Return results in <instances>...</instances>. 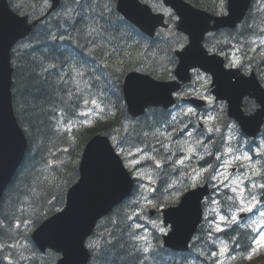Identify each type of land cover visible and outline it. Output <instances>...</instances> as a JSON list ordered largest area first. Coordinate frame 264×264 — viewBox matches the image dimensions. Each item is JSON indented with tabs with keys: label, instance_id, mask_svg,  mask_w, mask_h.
Listing matches in <instances>:
<instances>
[{
	"label": "trees",
	"instance_id": "obj_1",
	"mask_svg": "<svg viewBox=\"0 0 264 264\" xmlns=\"http://www.w3.org/2000/svg\"><path fill=\"white\" fill-rule=\"evenodd\" d=\"M26 1L22 0V3ZM23 11L27 8L22 4ZM17 10V11H18ZM78 17L73 14L68 17L59 16L57 19L43 22L33 29L29 41L31 46L28 50L22 46H16L12 52L14 73H13V98L15 112L28 140V150L22 167L5 189L0 202V244L7 248L12 240H21L28 237H16L14 226L16 223L26 221L31 227L37 223V218L46 213L47 215L54 207L61 206L66 185L71 184L77 177L76 162L79 151L72 155L70 152H62L68 148L67 137L59 134L55 127L54 119L61 113L69 117L75 104L68 97L64 85L60 81L72 76L68 70L69 64H74L78 74L88 78L99 96L109 89L111 78L116 75L115 71L109 70V75L103 67L107 62V54L104 44V35L94 37L88 35L91 27L88 26L92 19L83 8L77 9ZM68 9H65L66 16ZM102 18V20H101ZM118 15L112 9L105 10L97 19L95 27H110L118 19ZM108 21V22H107ZM58 36V42L53 40ZM92 44L90 46L89 44ZM116 41L112 43L113 51H117ZM91 49L92 59L89 56ZM129 56H136L141 60L149 59L145 45L133 47L123 56L119 62L111 58L112 64L120 71L124 68V60ZM124 62V63H123ZM79 78H83L79 75ZM85 81V80H83ZM64 107L67 111H61ZM152 111V110H151ZM145 117H162L158 112H150ZM157 121L136 126L141 133H135L138 137L148 132L146 129L156 130L160 127ZM142 127L143 129H140ZM96 129V132H102ZM92 131H85L76 135L79 142L90 136ZM69 150V148H68ZM45 153L49 156H57L62 161H69L68 165L58 168L47 176H39L38 169L43 167ZM71 157H67V156ZM60 169V170H59ZM172 173H170L171 175ZM52 203H49L51 202ZM123 209L126 207L123 205ZM49 212V213H47ZM125 218L121 213L117 216L106 232L107 238L112 241L105 249L97 251V264H199V260L193 258L190 253L181 255L171 254L164 250L159 260H153L151 253L138 250L135 253L136 242L128 238V231L125 229ZM124 224V225H123ZM239 233L237 236L239 237ZM244 240V238H242ZM158 242V248L160 242ZM121 244V245H120ZM199 246L198 244L193 247ZM157 248V249H158ZM203 251V247L197 249ZM190 254V255H189ZM147 256V257H146ZM176 257H180L179 260ZM199 259V258H198ZM39 264V263H35ZM255 264H264V260Z\"/></svg>",
	"mask_w": 264,
	"mask_h": 264
},
{
	"label": "water",
	"instance_id": "obj_2",
	"mask_svg": "<svg viewBox=\"0 0 264 264\" xmlns=\"http://www.w3.org/2000/svg\"><path fill=\"white\" fill-rule=\"evenodd\" d=\"M228 10L230 12L227 18V24L235 23L240 20L249 4V0H228ZM128 3V0H121L119 11ZM143 13L144 9L139 8ZM26 17H18L8 8L6 0H0V195L3 188L9 182L11 173L20 162L21 153L24 151L25 141L23 134L17 127L13 114L12 97L10 92L11 68L9 64V51L13 43L24 37L29 31ZM206 28H201V32ZM191 45L187 51L186 58L183 54L178 55L180 64L177 67L176 74L182 80H188V70L191 67L200 65L209 66L208 71L213 73L215 83L218 87L216 94L226 99L230 105L231 115L239 119L241 99L249 95L256 99L264 113V92L251 77L247 82L239 81L231 83L229 72L222 71L220 63L216 61H207L198 46L199 36L196 33L189 34ZM196 53L197 59H195ZM203 62V65L194 63L193 60ZM235 74V73H233ZM140 85L135 89V96L129 94L128 84L126 85V101L128 110L132 115H138L148 106L165 105L162 102L166 94H169L172 84H158L148 80H137ZM247 85V86H246ZM162 94L161 98L159 95ZM216 95V96H217ZM246 130V129H245ZM247 132V130H246ZM24 146V147H23ZM102 144L99 140H94L84 154L81 166V181L69 193V200H75L70 208L68 217L67 211L57 215L53 219L45 222L34 234L33 239L41 247L50 246L63 253L64 258L59 264H83L79 259V253L82 247V239L77 233L76 223H80L89 215V220L93 221L108 209L107 200L110 194L102 192L101 188H106L112 183L117 172L112 169H106V156L111 155L109 148H103L99 151ZM20 152L19 156L11 154ZM99 153L101 155H99ZM17 157V159H15ZM120 165L119 162H116ZM104 178V187L98 183V178ZM103 197H105L103 199ZM202 195L198 192L185 196L177 208H169L163 211L164 223L171 226L169 235L165 238V244L173 249H185L186 244L195 232L197 225L201 220V211L199 202Z\"/></svg>",
	"mask_w": 264,
	"mask_h": 264
},
{
	"label": "rangeland",
	"instance_id": "obj_3",
	"mask_svg": "<svg viewBox=\"0 0 264 264\" xmlns=\"http://www.w3.org/2000/svg\"><path fill=\"white\" fill-rule=\"evenodd\" d=\"M93 1H97V0H91ZM45 0H35L32 2L33 5L35 4H44ZM260 43H264V40H262ZM256 46H254L255 48ZM233 59H236V55L233 56ZM195 82L193 81V83L191 84V87L184 89L181 97H185V96H190V94H193L192 96L195 97H200L204 100L207 101L208 103V107H210V109H208L207 112L205 113H200L199 117H207L206 119L203 118L202 121H204L207 125H210L213 122H216V118L214 117V113L216 111V109H218L219 107L216 106L217 103L213 102V99L209 93V81L208 78L203 75V74H196L194 77ZM95 104L91 103V105H89L86 109V111L84 112V115L87 116L85 119L79 121L78 123H75L74 125H80V124H84V125H93L94 123V119H101L103 120L104 117L101 115V112L104 111L103 107L98 103V101L95 99ZM184 111L186 112H190V109H188L187 107L182 108ZM229 128V135H232L234 132V128L233 126L230 124L228 125ZM264 150V144L260 143L258 148L256 149L257 153H260ZM223 162L225 167H228L229 165H232L235 162L238 163H246L248 164V167L253 166L252 165V157L246 154H233L232 151L230 149H226L224 156H223ZM133 163V162H132ZM134 164V163H133ZM206 169H200V170H196L194 169V173L195 176L198 180H201V178L204 177V172ZM245 172L250 173L249 170H245ZM39 176H42V174L40 173ZM214 181L216 183L217 187H221L222 189H226L227 185L230 186H234L237 188V193H238V200H239V204L243 209H247L249 207V202L246 201L244 199V193L241 187V183H242V177L241 176H234L232 177V175L227 174L226 170H223L221 172H219L217 175L214 174ZM221 183H224L223 186H220ZM243 201H246V203H244ZM251 205L253 206V203H251ZM234 216V215H232ZM222 216H217L216 217V222H213L214 227L216 229H220L222 225H224V223H227L228 221H234L232 218H230L229 220L224 219L223 218V222H222ZM160 225V223H158ZM158 224L154 225L155 227H158ZM249 224L251 227L255 228V229H259L264 223L262 222L261 218H256V219H252L249 221ZM258 237L259 235H264V232H261V230H259L258 232ZM256 239V240H257ZM107 244L110 245V242L107 241ZM121 245V244H120ZM225 249L224 252H222L221 250ZM264 249V244H259V243H255V249L253 250V252L250 254V256H254L258 253H260L262 250ZM226 252V247L224 245H220L219 249L217 250V253H219V258L221 256V253H225ZM229 260L224 258L218 261V264H227Z\"/></svg>",
	"mask_w": 264,
	"mask_h": 264
},
{
	"label": "snow or ice",
	"instance_id": "obj_4",
	"mask_svg": "<svg viewBox=\"0 0 264 264\" xmlns=\"http://www.w3.org/2000/svg\"><path fill=\"white\" fill-rule=\"evenodd\" d=\"M66 15H69V16H70L71 13H67ZM93 31H96V29H95V28H92V29L89 31L88 35H91ZM108 66H109V65H108L107 63H105V64L103 65L104 68H107ZM78 75H82V74H78ZM139 86H140V85H139L136 81H130L129 84H128V88H129L130 91H135V89H137ZM85 103H87V101H86ZM92 103L95 104V101H92ZM68 130H71V127H69ZM181 163H182V161H181ZM157 166H159V165H157ZM260 187H261V188H264V184L260 185ZM252 200L255 201L256 198L253 196V197H252ZM241 210H244V209L242 208ZM247 211H252V205H251V203L249 204V207L247 208ZM261 216H264V212H261ZM232 219H233V220H236V216H235V215L232 216ZM222 222H223V218H222ZM221 230H222V229H221ZM162 231H163V230H162ZM261 232H264V226H262V228H261ZM141 239H144V238L141 237ZM255 243L264 244V235H259V238H258L257 240H255ZM94 246H95V245H94ZM144 251H148V249L145 248ZM221 251L224 252L225 249H222ZM249 258H250V257H249Z\"/></svg>",
	"mask_w": 264,
	"mask_h": 264
},
{
	"label": "bare ground",
	"instance_id": "obj_5",
	"mask_svg": "<svg viewBox=\"0 0 264 264\" xmlns=\"http://www.w3.org/2000/svg\"><path fill=\"white\" fill-rule=\"evenodd\" d=\"M108 22V21H107ZM96 37H98V36H96ZM56 42H58L59 40H55ZM161 126V125H160ZM156 129H158V128H156ZM171 175H173V174H171Z\"/></svg>",
	"mask_w": 264,
	"mask_h": 264
}]
</instances>
